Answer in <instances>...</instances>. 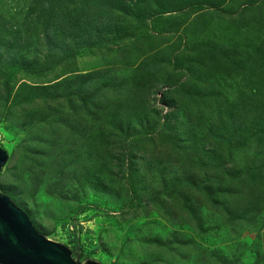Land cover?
Listing matches in <instances>:
<instances>
[{
    "label": "rangeland",
    "instance_id": "1",
    "mask_svg": "<svg viewBox=\"0 0 264 264\" xmlns=\"http://www.w3.org/2000/svg\"><path fill=\"white\" fill-rule=\"evenodd\" d=\"M97 1L0 0V191L80 262L264 264V0H110L113 25ZM240 95L241 142L209 126Z\"/></svg>",
    "mask_w": 264,
    "mask_h": 264
},
{
    "label": "trees",
    "instance_id": "2",
    "mask_svg": "<svg viewBox=\"0 0 264 264\" xmlns=\"http://www.w3.org/2000/svg\"><path fill=\"white\" fill-rule=\"evenodd\" d=\"M92 1L93 0H84V3H85V5L89 6ZM220 1L221 0H146L147 4L145 5V7L141 8V10L148 14V12H150V10H151V7H150L151 4H156L158 7V11H159L158 15H157L158 18L159 17L161 18L163 16L165 17V15L171 14L175 11L185 10V8H188L189 12L194 10L195 14L198 13L197 14V16H198L199 14H201L205 10V7H216V6L221 5L223 2H220ZM112 2H113V0H112ZM114 5H115V3H114ZM113 8L114 7L112 6V4H110V0H98L97 1V14H98V17L103 21V24L113 25V23L110 21V16H111V12H112ZM135 9L137 11L135 10L132 12V14H134V15L139 13V11H140L137 8H135ZM67 17H69L68 14L67 15L66 14H57V18L61 21V23L63 22L62 23L63 25L66 24L65 18H67ZM199 18H201L200 20H197V21H199V24H202V23L204 24L205 14L203 16H199ZM65 26H67V25H65ZM209 45H212V44H208L207 47ZM207 47L204 50H203L204 47L201 48L200 53L197 56H195V58L196 57L201 58V55L203 53L209 57V59H210L209 61H213V59L215 58L214 55L217 57V55L215 53L217 51L213 50L214 52H207V50H206ZM222 52H228V51H222ZM159 57H162V56H159ZM155 58H156L155 60L148 61L146 63V65H149V67H146V69H141L139 78H137V80H135V82L132 83V85H134V87H135V90H138V89L144 90V88L147 85H150L153 82L154 76H156V75L153 73L152 67L154 64H156L158 62L157 57H155ZM224 60L226 62L227 70L232 71L233 68H231L230 57L225 56V57H223V59L219 60L218 63H215V64L213 63L211 67L206 68L207 72H201V73H197V74H202L201 77L202 76L203 77L202 78L200 77V78L203 80L208 79L213 74H218L221 70L223 71V69H220V68H221L222 62ZM142 65H144V64H142ZM210 68L212 70H209ZM260 77L262 79H264V71L262 72ZM209 81H211V80H209ZM213 83H214V81H213ZM181 86H183V85H181ZM215 89H214V91H215ZM209 90L212 91L211 89H209ZM257 93H259L257 97H260L264 93L260 83H258ZM214 94L216 95V93H214ZM211 97H212L211 95H208L206 97L204 96L205 102H207L209 100V98H211ZM221 99H223V98L221 97ZM247 99H250V98L248 96L240 95L239 99H237L235 101H231V102L229 101L230 103H228V105L223 110H221L219 112V116H221L224 119L213 120L214 125H209V126L212 127L213 130L219 136L222 134H225V133H229V134L234 133L233 131L236 130L239 133V135L236 138V141L241 142L244 139L245 132L251 130L250 127L253 124H249L247 122V120H245V119H244L245 120L244 121V120L237 118L240 115H242V116L244 115V114H242L243 110L238 111L240 113L239 115L234 114V116L233 115L231 116V114H232V112H235V110H239L240 105H243L242 101L247 100ZM129 101H132L133 102L132 105L136 106L135 102H137L138 100L136 99L135 94L132 95L131 100H129ZM244 103L247 105V103L245 101H244ZM256 112H261V108L256 110ZM200 113H201V116H203V118H204L205 113L202 112L201 110H200ZM209 130H211V129H209ZM233 138L234 137L232 136L230 139H233ZM190 147L192 149L191 150L192 152H190L189 155H196L197 152L199 151L198 148L200 147V144H198V141H196V143L193 142L190 145ZM72 241L75 242L76 237H74L72 239ZM83 254L84 253L82 252V254H80V255L82 256ZM85 259H89V258H85Z\"/></svg>",
    "mask_w": 264,
    "mask_h": 264
},
{
    "label": "water",
    "instance_id": "3",
    "mask_svg": "<svg viewBox=\"0 0 264 264\" xmlns=\"http://www.w3.org/2000/svg\"><path fill=\"white\" fill-rule=\"evenodd\" d=\"M9 159L0 147V174ZM0 264H101L80 262L72 250L47 239L15 201L0 191Z\"/></svg>",
    "mask_w": 264,
    "mask_h": 264
}]
</instances>
